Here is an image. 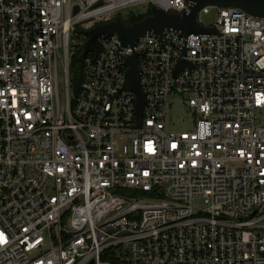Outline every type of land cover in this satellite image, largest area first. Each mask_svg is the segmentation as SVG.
Returning a JSON list of instances; mask_svg holds the SVG:
<instances>
[{
    "label": "built area",
    "instance_id": "1",
    "mask_svg": "<svg viewBox=\"0 0 264 264\" xmlns=\"http://www.w3.org/2000/svg\"><path fill=\"white\" fill-rule=\"evenodd\" d=\"M137 5L190 2L0 0V264H264V18L206 6L213 35L100 38L74 86L82 32Z\"/></svg>",
    "mask_w": 264,
    "mask_h": 264
},
{
    "label": "water",
    "instance_id": "2",
    "mask_svg": "<svg viewBox=\"0 0 264 264\" xmlns=\"http://www.w3.org/2000/svg\"><path fill=\"white\" fill-rule=\"evenodd\" d=\"M188 12L177 13L174 11L165 12L156 7L150 6L149 15L139 21L129 17L126 23L121 17H115L114 20L105 24H98L82 33L86 36V42L83 51L78 56L81 63L83 57L92 52L96 42L100 38L116 35L124 46L133 47L136 41L144 35H155L160 39L165 31H174L182 37L189 35L215 34L212 28L202 27L197 21V15L200 9L206 6L218 8H234L245 14L264 18V0H188ZM76 12V9H75ZM128 70L125 75L124 89L134 93L136 96L135 113L140 119L143 106V96L139 87V71L136 55L133 53L125 60ZM187 62L181 60L178 62L175 71L182 70Z\"/></svg>",
    "mask_w": 264,
    "mask_h": 264
},
{
    "label": "rangeland",
    "instance_id": "3",
    "mask_svg": "<svg viewBox=\"0 0 264 264\" xmlns=\"http://www.w3.org/2000/svg\"><path fill=\"white\" fill-rule=\"evenodd\" d=\"M149 9L148 5H137L132 7H127L120 9L113 13L114 18L117 16H120L123 22H127L129 17H133L134 20L137 16L144 15L147 13ZM202 22L204 24H212L216 16L212 12L208 16H202L201 17ZM58 89H59V98H60V104L63 106L64 103V93H65V83H64V72L63 67L61 63H58ZM186 114L184 111H182L178 105V103H174L173 106H169L166 114L167 118V126L172 130H184L189 129L188 125L186 123H181L182 118H186ZM200 206L199 204H197Z\"/></svg>",
    "mask_w": 264,
    "mask_h": 264
},
{
    "label": "trees",
    "instance_id": "4",
    "mask_svg": "<svg viewBox=\"0 0 264 264\" xmlns=\"http://www.w3.org/2000/svg\"><path fill=\"white\" fill-rule=\"evenodd\" d=\"M150 8V7H149ZM150 13H149V9L147 11L146 14L144 15H140V16H137L135 18V21H139L141 19H143L144 17L148 16ZM118 17V16H117ZM120 17V16H119ZM125 23V22H124ZM70 66H71V82L73 83V85L75 86L77 83H78V80H79V68H80V64H79V61H78V55H74L72 58H71V61H70Z\"/></svg>",
    "mask_w": 264,
    "mask_h": 264
}]
</instances>
